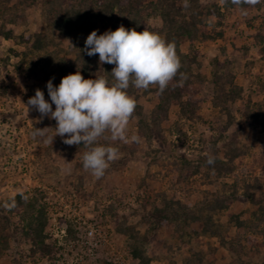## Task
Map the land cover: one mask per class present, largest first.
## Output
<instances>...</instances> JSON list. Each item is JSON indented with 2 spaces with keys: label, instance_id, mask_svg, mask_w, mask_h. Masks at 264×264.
<instances>
[{
  "label": "rangeland",
  "instance_id": "obj_1",
  "mask_svg": "<svg viewBox=\"0 0 264 264\" xmlns=\"http://www.w3.org/2000/svg\"><path fill=\"white\" fill-rule=\"evenodd\" d=\"M93 2L0 0V34L11 33V40L0 35V264H264V0L243 8L197 0L194 8L217 7L223 18L207 27L220 38L179 46L194 57L182 66L198 83L190 121L178 118V105L163 111L155 85L130 87L137 107L129 142L109 133L100 139L120 153L100 179L83 168V142L66 145V134L51 144L56 121L27 103L37 89L51 103L46 84L53 77L54 86L77 71L112 81L114 65L77 54L53 27L59 13L83 12ZM191 12L182 10L187 19ZM145 23L166 37L159 18ZM119 26L90 20L83 38ZM36 128H48L46 135L33 136ZM20 194L40 214L9 212L5 200ZM40 215L53 247L45 256L26 233L29 217Z\"/></svg>",
  "mask_w": 264,
  "mask_h": 264
},
{
  "label": "clouds",
  "instance_id": "obj_2",
  "mask_svg": "<svg viewBox=\"0 0 264 264\" xmlns=\"http://www.w3.org/2000/svg\"><path fill=\"white\" fill-rule=\"evenodd\" d=\"M231 3L255 6L261 0H231ZM188 6V0H183V7ZM97 31L93 30L87 36L82 51L90 57L98 54L100 64L114 65L110 72L112 81L105 76L85 79L77 71L66 75L58 86H54L53 77L46 84L51 103L45 100L40 89L27 103L39 112L41 119L47 117L56 121L54 135L48 137L51 144L55 136L64 138L66 134L67 138L63 140L66 145L79 146L83 142L88 148L83 154V168L100 179L110 163L120 158L117 147L100 144V139L109 133L112 141L129 142L127 130L137 102L128 89L147 90L156 85L163 93L178 76L181 85L187 76L180 71L182 64L174 41H167L147 29L138 32L123 25L100 35ZM47 129L36 128L33 136H45ZM131 140L139 142L140 137L132 136ZM207 164L214 165L215 158L209 156Z\"/></svg>",
  "mask_w": 264,
  "mask_h": 264
},
{
  "label": "trees",
  "instance_id": "obj_3",
  "mask_svg": "<svg viewBox=\"0 0 264 264\" xmlns=\"http://www.w3.org/2000/svg\"><path fill=\"white\" fill-rule=\"evenodd\" d=\"M196 2L197 0H188L189 6L187 8L183 7V5L179 8L177 6V0H94L93 5L83 12L80 10H72L63 12V14L59 13L58 17L55 18V22H53V27L57 28L58 32L69 40L70 47L73 48L77 54L85 55V52L82 50L84 49L86 39L83 37L86 35L85 33L90 32V20L94 21L99 19V21L103 23H109L114 26L120 24L126 29L135 28L140 32L144 29L152 31V29L146 25L145 20L159 18L162 27L166 29L165 39L170 42L174 41L176 44V51L181 60V64L184 63V61L191 63L192 60L194 61V57L189 56V53H181L179 49L180 44L188 42L191 45L197 40H216L220 38L219 32L215 30L208 31L207 27L213 20H222L223 18V14L220 13L219 8L216 7V11L211 8L198 10L193 6ZM243 6L244 5L238 7L243 8ZM182 10L192 11L188 19L182 14ZM10 34L11 33L8 32H1L0 35L1 37H6L8 40H11ZM40 39L41 36L35 34V48L39 45ZM190 51H193V47ZM26 56H28V54L25 52L15 53L16 58L20 57L22 59ZM188 70L189 68H185L184 66H182L180 70L187 76V79L182 85L179 83L178 76L169 84L163 93L158 91L156 85L154 86L158 99L161 101V107L164 108L163 111L166 112L169 106L178 105V118L185 121H190L189 117L192 113L191 108L195 104L194 92L198 91L197 80H195L194 77L193 80L191 79L192 77L187 74ZM258 155L263 162L264 150ZM252 159L255 162L256 156H252ZM235 161L237 162V158L230 159L228 165L230 166ZM5 204L8 211L11 213H19L20 211L21 214H29L30 212L34 214V211H37V213L40 214L42 211L37 210L32 203H26L24 195L22 194L7 198ZM41 217V215L37 217L38 219H35L34 216L29 217V221H27L26 224V233L31 237L37 253L41 256H45L51 253L53 247L45 242V236L42 235L43 223H37V221H40ZM236 223L237 228L242 227V222L240 220H236ZM132 256L140 260V256L136 252H132Z\"/></svg>",
  "mask_w": 264,
  "mask_h": 264
}]
</instances>
